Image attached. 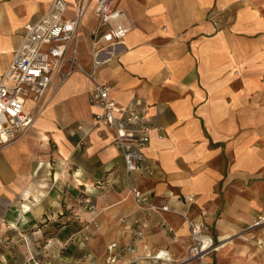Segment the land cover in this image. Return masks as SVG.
<instances>
[{"label": "crops", "instance_id": "crops-1", "mask_svg": "<svg viewBox=\"0 0 264 264\" xmlns=\"http://www.w3.org/2000/svg\"><path fill=\"white\" fill-rule=\"evenodd\" d=\"M50 2L0 0V75ZM114 2L129 30L94 76L118 104L140 101L158 127L143 149L147 168L128 177L112 130L93 125L94 81L54 75L32 126L0 147V264H148L144 253L157 249L178 259L190 241L177 211L215 240L231 235L210 264H264V225L246 231L264 214V0ZM84 20L78 61L90 70L95 20ZM105 178L109 191L95 189ZM129 183L173 210L139 208ZM111 242L134 251L108 263Z\"/></svg>", "mask_w": 264, "mask_h": 264}, {"label": "built area", "instance_id": "built-area-1", "mask_svg": "<svg viewBox=\"0 0 264 264\" xmlns=\"http://www.w3.org/2000/svg\"><path fill=\"white\" fill-rule=\"evenodd\" d=\"M89 13L95 23L88 31L90 70H87L78 61L77 45ZM129 21L126 10L114 0H51L38 20L25 24L20 43L0 75V147L14 142L32 126L37 113L45 105L43 98L54 75L59 74L63 81L77 70L94 81L89 97L100 111L93 114L92 123L94 126L104 125L114 133L113 144L122 156L127 176L146 169L143 149L152 131L158 127L140 101L118 104L109 97L110 85L96 81L94 76L101 64L114 58L118 48H124L121 46L129 30ZM81 125L77 123L75 129L80 130ZM110 181L109 178L99 179L94 188L107 192L111 188ZM127 187L139 208L173 210L167 204L151 202L146 193L130 183ZM186 199L192 201L193 197L189 195ZM85 201L88 208L94 207L91 198L87 197ZM177 212L186 223L190 241L183 256L176 259L168 250L157 249L146 251L143 258L148 264H210L209 255L220 248L221 239L210 236L205 223L192 219L186 212ZM263 225L264 214L252 219L247 228ZM135 233L137 237L143 236L139 225H135ZM106 249L108 263L115 261L125 250L134 251V247L118 246L115 242L109 243Z\"/></svg>", "mask_w": 264, "mask_h": 264}, {"label": "rangeland", "instance_id": "rangeland-1", "mask_svg": "<svg viewBox=\"0 0 264 264\" xmlns=\"http://www.w3.org/2000/svg\"><path fill=\"white\" fill-rule=\"evenodd\" d=\"M87 25L88 26H90L92 23H93V20H92V18H88L87 20ZM86 30V29H85ZM82 30L80 31V33H79V38H78V45H77V48H78V50L80 51V53H81V55H82V57H84L85 55V51H86V49H87V44H86V41H84V38H85V34L84 33H82ZM35 111V110H34ZM256 217V216H255ZM255 217H253V219L255 218ZM250 229H253V228H249V229H247V227H246V231H249ZM244 232V231H243ZM83 238H84V236L82 237V239H81V241L83 240ZM85 239V238H84ZM73 241V240H72ZM68 243H71V242H68ZM68 245H70V244H63V246H62V248H61V250H67L68 248ZM71 245H73V244H71ZM67 248V249H66ZM46 264V263H45Z\"/></svg>", "mask_w": 264, "mask_h": 264}, {"label": "bare ground", "instance_id": "bare-ground-1", "mask_svg": "<svg viewBox=\"0 0 264 264\" xmlns=\"http://www.w3.org/2000/svg\"><path fill=\"white\" fill-rule=\"evenodd\" d=\"M230 236L231 235H229V234L222 235V237L220 238L221 239V242H222L220 248H222L223 246H225L227 243L230 242V240H229Z\"/></svg>", "mask_w": 264, "mask_h": 264}]
</instances>
